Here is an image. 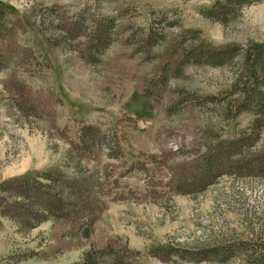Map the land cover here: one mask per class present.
Instances as JSON below:
<instances>
[{"label":"rangeland","instance_id":"obj_1","mask_svg":"<svg viewBox=\"0 0 264 264\" xmlns=\"http://www.w3.org/2000/svg\"><path fill=\"white\" fill-rule=\"evenodd\" d=\"M0 1L15 11L20 54L0 71L3 195L14 198L24 176L88 183L64 208L67 222L24 226L33 205H49L43 191L8 203L0 264H83L87 252L100 264L106 248L124 264H264V169L247 158L264 151V129L199 188L200 157L252 120L237 115L241 55L180 63L201 40L264 44V0L224 25L202 15L216 0ZM104 19L115 30L98 53L91 25Z\"/></svg>","mask_w":264,"mask_h":264},{"label":"trees","instance_id":"obj_2","mask_svg":"<svg viewBox=\"0 0 264 264\" xmlns=\"http://www.w3.org/2000/svg\"><path fill=\"white\" fill-rule=\"evenodd\" d=\"M260 1L261 0H216L208 9L202 12V15L206 19L224 25L235 20L243 8L259 3ZM14 15H16L15 11L0 1V71L7 69L11 61L17 60L20 57L15 29L16 24L13 22ZM114 25L113 19L97 20L91 25V33L93 35L91 38L94 43L92 46L98 53H101L111 43L110 36L113 35L111 32L115 30ZM192 32L193 31H187L183 33V35L186 36L192 34ZM78 36H81V34L77 35V37ZM91 38L89 40H91ZM154 38L155 36L151 37L150 34L148 38L149 43L151 41L153 42V40H155ZM248 47L247 49H241L239 46H214L205 40H201L198 43L191 44L186 52H183V49L181 50V64L186 60H191L194 64H203L211 67H220L226 64L229 59L241 55L240 63L242 64V71L238 74L239 78L236 80L240 87L236 88L235 91L241 94L242 98L238 107V109L240 108V112L237 110V115L249 113L252 116V120L247 127L248 132L241 135L239 139H235L237 136L233 137L235 140L218 138L219 140L209 148L210 151L200 157L199 168L203 170V175L199 181L201 183V187H199L201 190H203L206 185L211 184L209 182L214 181L219 175L224 173L223 170L221 171L219 169L220 166L217 165L221 160L230 162V159L237 154L238 151H235L239 147L247 146V148H252L258 141L260 132L264 129V44H252ZM236 86L235 84L234 88ZM207 100L208 98L206 97L204 102L206 103ZM214 101H217L216 97ZM89 131V127L82 131L84 142H86L89 137ZM246 143H248V145ZM74 145L75 148L78 146L77 143ZM247 158L250 164L255 166L260 164L259 166L264 169V151L259 153L258 156H250ZM42 177L46 178V183H42L37 175L24 176L16 179V181L13 182L16 195L14 198L9 197V199L6 195H3L5 189H3L4 184H1L0 219L2 217H8V203H12L13 205L12 201H17L19 199L17 203L14 202V205H16L18 202L24 201L25 195L23 190L34 189L37 192H45V195L48 196L49 205L46 208L33 205L29 213L31 219L23 223L24 226H26L27 229H32L51 218L67 222L70 214L64 212V208L75 202L73 200L78 193L82 192V194H84L87 190L88 183L84 180H79L78 182L66 180L61 182L57 179L58 177L52 175H42ZM72 221L75 225H79L78 223L76 224V218ZM90 225H92V223H90ZM84 236L87 237L88 235L85 234ZM110 250L111 249L106 248L96 252L98 255L97 257L101 258L100 264H124L122 259L117 257V255ZM91 255L93 256V252H87L85 254L83 257V264H96L92 261L93 258H91ZM134 264L136 263L134 262Z\"/></svg>","mask_w":264,"mask_h":264}]
</instances>
